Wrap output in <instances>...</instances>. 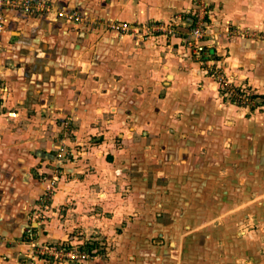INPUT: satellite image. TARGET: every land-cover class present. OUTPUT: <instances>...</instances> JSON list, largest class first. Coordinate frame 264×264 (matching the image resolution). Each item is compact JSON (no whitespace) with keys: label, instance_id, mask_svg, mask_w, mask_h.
Instances as JSON below:
<instances>
[{"label":"rangeland","instance_id":"obj_1","mask_svg":"<svg viewBox=\"0 0 264 264\" xmlns=\"http://www.w3.org/2000/svg\"><path fill=\"white\" fill-rule=\"evenodd\" d=\"M0 1L5 5L0 10L2 30L8 10L23 13L12 2L29 0ZM35 1H46L60 9L49 0ZM121 2L156 15L146 16L142 22L93 20L83 29L87 33L88 28L99 27L110 34L114 32L109 28L111 23H127L130 30L115 33L141 41L145 56H152L148 50H157L159 61L149 57L139 60L137 55L144 53L131 52L121 55L123 60L118 54V64H114L110 57L116 53L105 43L100 45L98 60L86 56L82 61L97 62L101 67L112 62L115 67L127 66L129 75L109 76L115 81L125 78L124 91L129 92H124V100H112L106 93L107 76H102L101 82L98 77L100 90L92 92L90 76L80 75V83L86 85L80 86L74 99H66L67 92L57 90L63 80L53 79L50 69L40 68L41 72L30 76L28 71L10 83L0 79L1 146L23 164L18 168L19 180L27 177L23 172L26 169L30 179L45 186L29 210L22 238L28 246L27 255L17 264H91L106 260L119 264H264V164L258 169L251 166L249 154L236 168L222 162L218 169V158L206 154H194L188 164L183 159L177 162L178 157L171 154L172 147L179 145L170 137L176 131L173 121L161 119L153 125L139 122L143 114L152 119L159 110L166 118L176 115L164 101L160 105L166 95L162 90L168 87V67L174 65L163 49L172 44L182 48L180 57L199 64L217 85L224 103L248 113L262 112L264 99L247 82H237L235 72L228 70L226 57L235 45L242 51L264 52V0ZM196 27L202 30L206 42L201 54L189 45ZM216 46L226 53L218 55ZM79 47L74 51L84 46L80 43ZM177 53L172 51L173 57ZM261 58L259 63L264 64V53ZM240 61L243 71L249 68L248 59ZM140 68H145L148 79L138 85L141 76L136 72ZM151 70L156 72L155 79L160 78L159 89L151 82L154 78L149 79L153 77ZM138 87L146 96L139 105L135 99L141 91ZM237 92L247 96L245 104L235 103ZM192 126L187 130L191 132ZM217 126L213 130H219ZM215 141H210L213 146ZM243 144L249 147L255 143L250 145L248 140ZM206 163L208 169L202 166ZM60 189L69 196L76 193L83 198L77 204L74 199L67 202L68 207L76 208L77 219L73 215L67 218L65 203H55ZM52 217L66 219L70 224L67 228H73L60 241L45 239ZM27 228L34 230L32 235L26 233ZM90 244L96 245L93 252L88 250ZM67 245L87 257L73 261L64 255L55 259L45 253L46 247Z\"/></svg>","mask_w":264,"mask_h":264},{"label":"crops","instance_id":"obj_2","mask_svg":"<svg viewBox=\"0 0 264 264\" xmlns=\"http://www.w3.org/2000/svg\"><path fill=\"white\" fill-rule=\"evenodd\" d=\"M49 1L55 7L68 12L77 10L83 21L80 23L67 22L56 18L53 13L31 17L24 13L8 10L5 14L3 29L0 30V79L10 83L14 78L26 75L28 71L30 76L35 75V72L39 70L41 72L40 68L50 69V76H54L53 79L63 80L61 83L59 82L61 86L57 90L61 93L66 91V99H74L78 96L77 91L81 90L80 86L84 85V83H80V75L90 76L88 85L90 84L92 92L100 90L101 86L98 82V77H100L101 82L103 80L101 79L102 76H107L106 80L108 82L106 86L109 87H106V93L110 94L112 100H124V92H129L127 90L124 91L125 88L123 87L124 77L130 74L127 66L123 68L115 67L112 62L110 66L101 67L97 62L85 63L82 59L90 56L94 60H98L97 55L98 53L101 55L102 48L100 45L105 43L108 45L106 47L110 50L114 49L116 53L115 57L113 55L110 57L115 61L114 64H118L116 62L118 61V57H116L118 54H120L119 58L122 59L121 55L131 52L144 53L143 56L138 57L137 55V59L144 60L149 56H145L146 50H142L141 41L128 35L118 36L115 32L104 34V30L99 29V27L88 28L89 31L86 33L82 26H86L88 21L93 20L104 22L135 20L142 22L146 16L156 15L154 11L148 12L141 8L137 11L133 6L124 5L121 0ZM88 26H91V24H88ZM211 42L215 43L216 41ZM80 43L84 47L78 52L74 51V48H80ZM172 46L173 44L165 49L162 48L164 51H168L166 57L174 65L168 67L165 78V80H168V87L165 88L166 90H162L165 91L166 95L161 100L160 105L164 101V105L174 111L176 115L173 114L176 117L172 116L170 118L171 116H169L166 118L159 110L158 114L151 117L152 119H150L149 115L143 114V116H139V122H151L153 125L161 119H164V122L167 120L173 121L176 131L170 137L175 142L177 141L179 145L172 147L173 151L171 150V154L174 158L178 157L177 162L183 159L182 162L188 164L189 158L193 157L194 154L202 156L206 154L218 158V169H221L220 163L222 162L233 165L236 168L239 164L238 162L243 160L244 155L249 154L251 166L253 164L258 169L259 166L264 164V110L262 112L255 110L252 113H248V111L241 110L237 106L224 103L219 96L217 85L205 75L199 64L188 58L180 57L183 55L182 48L180 46ZM216 48L218 55L226 53L219 46H216ZM148 51H151L152 54L148 58L149 60L159 61L156 54L160 52L154 49ZM172 51H177V55L173 57ZM229 53V57H226L228 70L235 72L237 82H247L256 93L264 96V64L259 63L264 52H259V50L242 51L240 46L235 45L233 49H229ZM104 58L107 59L109 56L107 55V58L106 56ZM240 59H248L249 68L243 71ZM22 61H25V63L23 64ZM69 61H72V64H69ZM69 65H74L75 67ZM144 69L140 68L136 72L138 76H141V80L138 79L136 83L138 85L148 79ZM153 71L151 70L150 72L153 77L150 76L149 79L154 78L151 82H155L154 88L159 89L158 87H161L160 82L158 83L160 78L155 79L156 72ZM116 73L122 74L124 77L117 78L118 81H115L113 77H109L110 74ZM69 76H74V78L65 79ZM138 89L141 91L136 94L137 97L135 99H137V104L139 105L142 103V98L146 96L140 87ZM156 94H154V98L158 95ZM92 96L91 94L90 98ZM97 97L95 96V99ZM146 117L149 118L145 120ZM216 123H218L217 128L219 130H213ZM190 126L193 128L191 132L187 130ZM151 135L154 137L155 134ZM214 139H217L215 146L212 145L213 142H210ZM248 140L250 145L255 144L244 147L243 143ZM17 162V157H10L7 149L1 146L0 140V264H17L22 257L27 255L28 246L22 239L23 231L28 222L29 210L34 206L36 199L45 188L44 184H36L30 179L29 172L26 169L23 172L27 177L19 180L17 172L19 171V166H23V164ZM32 165L33 163H29L30 167ZM208 165V163L202 164L206 169H208ZM61 185L63 186V184ZM61 185L60 188L62 187ZM55 197L56 204L60 202L67 205V202L71 199H74L76 204L83 201L79 194L75 193L69 196V194L62 192L61 189ZM55 203L53 208L56 205ZM68 206L65 208L67 218L69 215H73L76 218V208ZM68 225L70 224L66 219L60 220L52 217L45 229V239L50 242L64 239L67 233L73 230L72 227L67 228ZM74 225H76V222ZM34 264L41 263L36 262ZM91 264L119 263L106 260L95 261Z\"/></svg>","mask_w":264,"mask_h":264},{"label":"built area","instance_id":"obj_3","mask_svg":"<svg viewBox=\"0 0 264 264\" xmlns=\"http://www.w3.org/2000/svg\"><path fill=\"white\" fill-rule=\"evenodd\" d=\"M13 5L17 4L20 9L23 11L24 14L28 16H42L46 14H55L56 18L63 19L67 22H73V23H80L83 21V18L81 17L80 13L77 10H71V11H65L64 9H55L50 6L46 1H25V2H19V1H13ZM5 5L2 4V1H0V10H2ZM16 6L15 8H18ZM109 28L117 33H122L130 30L129 26L127 23H111L109 25ZM192 38H190V41H192L189 45H193L195 48V52L198 54H201L204 49L206 48V42L204 40V33L199 27H196L192 29L191 34ZM224 84L226 87L230 85V82L224 81ZM232 88V86L230 85ZM236 104L238 103L245 104L248 101V98L244 94H239L237 92L236 97ZM46 198L43 200L42 204H46ZM34 231V230H33ZM32 229L27 228L26 233L27 234H33ZM45 253L46 254H51L55 259L60 258V255H64L68 259L70 258L71 260L75 261H80L81 257L85 258L87 257L86 254H80V253H75L74 251L71 250V246L67 245L65 247L63 246H51V247H46L45 248Z\"/></svg>","mask_w":264,"mask_h":264},{"label":"trees","instance_id":"obj_4","mask_svg":"<svg viewBox=\"0 0 264 264\" xmlns=\"http://www.w3.org/2000/svg\"><path fill=\"white\" fill-rule=\"evenodd\" d=\"M258 97H260V98H262V99H264V96H258ZM94 246H96L95 244H93V246H91V244L89 245V251L90 252H93L92 250L94 249Z\"/></svg>","mask_w":264,"mask_h":264}]
</instances>
